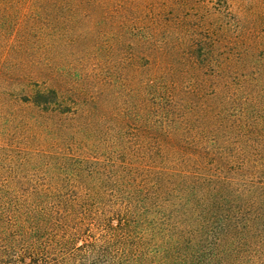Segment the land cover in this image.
Returning a JSON list of instances; mask_svg holds the SVG:
<instances>
[{
	"label": "trees",
	"instance_id": "1",
	"mask_svg": "<svg viewBox=\"0 0 264 264\" xmlns=\"http://www.w3.org/2000/svg\"><path fill=\"white\" fill-rule=\"evenodd\" d=\"M66 1L58 59L0 64V264H264V32Z\"/></svg>",
	"mask_w": 264,
	"mask_h": 264
},
{
	"label": "rangeland",
	"instance_id": "2",
	"mask_svg": "<svg viewBox=\"0 0 264 264\" xmlns=\"http://www.w3.org/2000/svg\"><path fill=\"white\" fill-rule=\"evenodd\" d=\"M55 1L58 0H0V64L8 67L10 73L26 71L25 66L35 61L49 62L58 59L46 57V53L49 48L59 46L57 35L60 29L52 28L43 21V17L56 13L57 8L54 5L58 2ZM68 2L75 4L67 5V10L71 13L67 12L70 16L73 14L70 18L71 23L81 15L93 16L102 8L115 21L134 19L126 28L117 26L116 22L110 26L100 25L111 31L131 30L132 26L142 28L158 13H160V23L157 26L159 29L161 27L165 30L169 29L173 22L172 16L182 12H185L186 19L207 12L204 19L209 24H213L217 17L216 11L212 10L211 6L215 7L219 4L226 7L243 30L253 33L264 32V0H83L85 4L78 3V0H67L66 3ZM111 4L115 5L112 9L109 8ZM37 18L41 19L38 21ZM33 23H36L37 27H34ZM78 44L77 42L69 44L71 52L74 51L76 54L71 56V60L79 59ZM13 48L16 51L10 55ZM27 50H30L28 55ZM21 66L23 68L19 69Z\"/></svg>",
	"mask_w": 264,
	"mask_h": 264
}]
</instances>
